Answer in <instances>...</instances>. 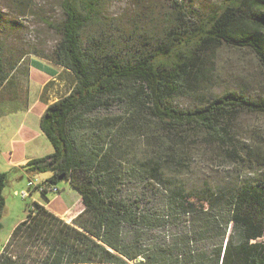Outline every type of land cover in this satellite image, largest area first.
<instances>
[{"label":"trees","instance_id":"1","mask_svg":"<svg viewBox=\"0 0 264 264\" xmlns=\"http://www.w3.org/2000/svg\"><path fill=\"white\" fill-rule=\"evenodd\" d=\"M168 1L148 33L103 22L100 0H61L49 60L75 83L40 121L53 153L23 168L51 175L32 188L44 197L69 183L83 210L29 205L0 264H264V132L236 125L264 97L217 93L210 70L222 47L264 68V0ZM14 69L0 49V95ZM130 139L144 154L126 158ZM7 184L0 172V230Z\"/></svg>","mask_w":264,"mask_h":264},{"label":"rangeland","instance_id":"2","mask_svg":"<svg viewBox=\"0 0 264 264\" xmlns=\"http://www.w3.org/2000/svg\"><path fill=\"white\" fill-rule=\"evenodd\" d=\"M100 3L103 22L113 24L118 31L128 30L132 26L148 33L165 27L162 17L169 11L170 4L168 0H100ZM62 17L61 0H0V49L7 71L10 65L15 64V69L10 71V81L13 80L15 84L10 92L5 90L0 95L1 150L7 148L23 125H30L36 120L34 113L22 110L29 105L35 107L40 91L38 76H43L37 71L30 81V67L34 63L52 64L49 56L61 40L55 27L62 22ZM210 70L217 93L241 91L248 96L264 97V68L249 50L222 47L214 55ZM62 78L66 80V85L44 91L40 96L42 103L46 98L60 99L69 93L75 83L74 76L66 73L62 74ZM178 104L187 106L189 101L180 100ZM116 114L122 112L117 110ZM236 125L244 136L253 129L264 132V115L242 114ZM37 132L39 136L30 147L36 152L35 157H46L53 153V147L40 127ZM146 150L143 139H130L129 148L126 149L129 157L126 158L142 155ZM27 163L17 164L14 169L8 163L0 164V172L8 175L4 190L6 208L0 230V254L14 228L26 219L27 207L34 202L47 205L49 210L67 222H71L83 210L80 194L66 181L59 182L56 187L58 191L47 188L46 197L39 190L32 189L30 183L39 184L51 175H31L23 168ZM225 169L232 168L225 165ZM230 172L222 171L221 175L227 176ZM24 192L29 194L26 199L22 196Z\"/></svg>","mask_w":264,"mask_h":264},{"label":"crops","instance_id":"3","mask_svg":"<svg viewBox=\"0 0 264 264\" xmlns=\"http://www.w3.org/2000/svg\"><path fill=\"white\" fill-rule=\"evenodd\" d=\"M31 65L32 66L30 67V71H29L30 81L32 76L35 73L36 74L38 73L37 71L41 72L44 77L41 76L40 74H39L40 76H38L40 78V83L38 84L40 91H39V96L37 97L38 99H36L34 103L35 107L32 108V106L30 107L29 105V107H26L25 109L22 110L26 113H34L36 120L32 121L30 125L27 124L23 125L20 128L19 132L15 134V137L11 139V142L7 146V148L4 150L0 149V164L8 163L7 165L12 169H14L17 164H20L24 161L29 162L30 160L41 158L38 156L35 157L36 152H34L30 146L32 145V143H34L36 137L39 136L37 130L38 127H40V121L46 109L50 105L58 101L59 99L50 97L48 99L46 98L42 103L40 100V96L46 90L48 92V90L63 88L66 85V80L62 78V74H66V73L72 74L70 71L65 70L55 64L34 63ZM40 65L42 66L43 69H39ZM0 147L2 146L0 145ZM46 207L48 206L46 205ZM76 216H74V218Z\"/></svg>","mask_w":264,"mask_h":264},{"label":"built area","instance_id":"4","mask_svg":"<svg viewBox=\"0 0 264 264\" xmlns=\"http://www.w3.org/2000/svg\"><path fill=\"white\" fill-rule=\"evenodd\" d=\"M37 184H33V183H30V186L33 188V187H35ZM53 191H58L57 189H53ZM22 196H23V198H27L28 196H29V194L28 193H26V192H24L23 194H22Z\"/></svg>","mask_w":264,"mask_h":264}]
</instances>
